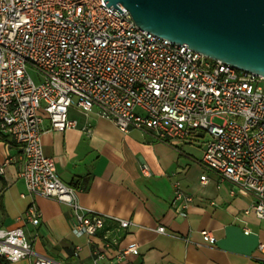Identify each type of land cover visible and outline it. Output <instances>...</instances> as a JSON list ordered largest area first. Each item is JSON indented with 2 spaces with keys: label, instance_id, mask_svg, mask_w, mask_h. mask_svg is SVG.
<instances>
[{
  "label": "built area",
  "instance_id": "2783aa9c",
  "mask_svg": "<svg viewBox=\"0 0 264 264\" xmlns=\"http://www.w3.org/2000/svg\"><path fill=\"white\" fill-rule=\"evenodd\" d=\"M73 107L85 114L96 109L124 134L131 128L154 131L169 144L206 137L201 183L228 182L250 194L253 202L245 214L264 220V77L138 28L120 4L0 0V139L20 147L0 162V188L7 168L19 162L28 194L70 207L72 233L94 245L93 264H136L138 243L115 247L117 240L108 233L95 241L106 217L79 203L76 189L61 181L54 159L44 152L45 119L51 131L74 129ZM141 169L148 174L147 165ZM192 201L176 182L175 211L186 216ZM21 220L38 226L41 213L31 205ZM115 220L117 234L132 224ZM203 234L215 242L209 231ZM79 251L77 246L74 256ZM33 253L22 227L0 229V264ZM32 264L62 263L43 256Z\"/></svg>",
  "mask_w": 264,
  "mask_h": 264
},
{
  "label": "crops",
  "instance_id": "0c3cea01",
  "mask_svg": "<svg viewBox=\"0 0 264 264\" xmlns=\"http://www.w3.org/2000/svg\"><path fill=\"white\" fill-rule=\"evenodd\" d=\"M69 117L78 126L65 132L51 131L45 119L43 149L54 159L61 181L76 189L79 203L106 217L96 242L108 233L117 240L115 247L138 243L136 264H264V251L259 250L264 220L252 212L245 214L252 196L228 182L201 183L202 158L196 157L193 144L200 138L169 144L157 139L154 131L131 128L124 134L96 109L85 114L73 107ZM0 145V162L20 151L6 139H0ZM19 169L20 163L14 162L2 180L0 229L22 227L34 253L13 264H32L43 256L62 264H93L94 245L86 236L72 233L70 207L28 194ZM178 181L193 196L186 216L173 208ZM31 205L41 213L38 226L21 220ZM116 218L132 223L125 234L116 233ZM158 227L165 232H157ZM203 231H209L215 242ZM77 246L79 255L74 256Z\"/></svg>",
  "mask_w": 264,
  "mask_h": 264
},
{
  "label": "water",
  "instance_id": "95a60500",
  "mask_svg": "<svg viewBox=\"0 0 264 264\" xmlns=\"http://www.w3.org/2000/svg\"><path fill=\"white\" fill-rule=\"evenodd\" d=\"M105 1L142 30L264 77V0Z\"/></svg>",
  "mask_w": 264,
  "mask_h": 264
},
{
  "label": "rangeland",
  "instance_id": "374dc122",
  "mask_svg": "<svg viewBox=\"0 0 264 264\" xmlns=\"http://www.w3.org/2000/svg\"><path fill=\"white\" fill-rule=\"evenodd\" d=\"M30 74L33 77L36 76V74L32 70H30ZM215 121L218 122L219 120H215ZM206 141H207V138L206 137L205 138H201V139H195V141H194L193 144L195 145V153H196V157L197 158H202L203 151H204V144H205ZM0 147H2V146L0 145ZM1 154L2 155L5 154V150L4 149H3V151H2Z\"/></svg>",
  "mask_w": 264,
  "mask_h": 264
}]
</instances>
